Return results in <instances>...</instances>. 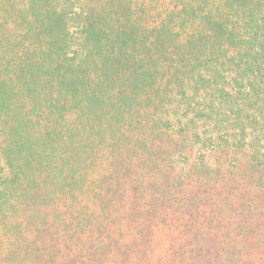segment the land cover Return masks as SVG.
<instances>
[{
	"label": "trees",
	"instance_id": "obj_1",
	"mask_svg": "<svg viewBox=\"0 0 264 264\" xmlns=\"http://www.w3.org/2000/svg\"><path fill=\"white\" fill-rule=\"evenodd\" d=\"M0 0V264H264V0Z\"/></svg>",
	"mask_w": 264,
	"mask_h": 264
},
{
	"label": "rangeland",
	"instance_id": "obj_2",
	"mask_svg": "<svg viewBox=\"0 0 264 264\" xmlns=\"http://www.w3.org/2000/svg\"><path fill=\"white\" fill-rule=\"evenodd\" d=\"M34 1V0H33ZM35 1H37V0H35ZM78 1H82V0H78ZM67 2H68V6H67V8H71V6H72V4H71V0H67Z\"/></svg>",
	"mask_w": 264,
	"mask_h": 264
}]
</instances>
